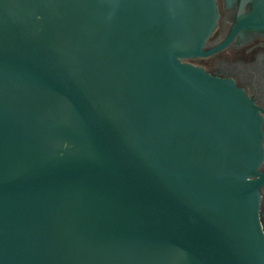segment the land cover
<instances>
[{
    "label": "water",
    "instance_id": "water-1",
    "mask_svg": "<svg viewBox=\"0 0 264 264\" xmlns=\"http://www.w3.org/2000/svg\"><path fill=\"white\" fill-rule=\"evenodd\" d=\"M245 1L236 30L264 28ZM215 0H0V264H264L262 119L185 61Z\"/></svg>",
    "mask_w": 264,
    "mask_h": 264
},
{
    "label": "flooded vegetation",
    "instance_id": "flooded-vegetation-1",
    "mask_svg": "<svg viewBox=\"0 0 264 264\" xmlns=\"http://www.w3.org/2000/svg\"><path fill=\"white\" fill-rule=\"evenodd\" d=\"M218 20L203 51H210L230 37L228 44L215 53L188 59L185 62L202 69L207 74L231 80L252 101L261 117L263 129V162L258 172L264 177V28L236 30L238 18L245 15L250 6L245 1L227 5L215 0ZM259 221L264 234V183L259 189Z\"/></svg>",
    "mask_w": 264,
    "mask_h": 264
}]
</instances>
